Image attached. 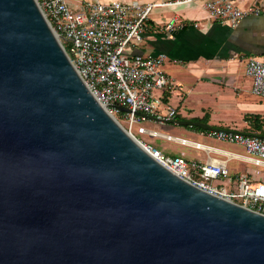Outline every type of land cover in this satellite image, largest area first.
Listing matches in <instances>:
<instances>
[{"label": "water", "instance_id": "95a60500", "mask_svg": "<svg viewBox=\"0 0 264 264\" xmlns=\"http://www.w3.org/2000/svg\"><path fill=\"white\" fill-rule=\"evenodd\" d=\"M0 264H264V215L153 158L36 0H0Z\"/></svg>", "mask_w": 264, "mask_h": 264}, {"label": "built area", "instance_id": "2783aa9c", "mask_svg": "<svg viewBox=\"0 0 264 264\" xmlns=\"http://www.w3.org/2000/svg\"><path fill=\"white\" fill-rule=\"evenodd\" d=\"M36 2L94 97L144 150L196 186L264 215V177L259 169L252 174H232L229 156L208 157L205 161L184 155L172 156L139 136L173 139L148 123L175 122L178 111L164 102L163 93H159L174 85L172 77L163 68L166 56L135 52L146 34L155 28L150 20L156 8L200 2L210 18L236 28L246 15H259L264 8L262 2L246 8L234 0H83L80 8H73L70 0ZM185 26V20L175 16L163 29L172 32ZM246 74L252 78L253 93L263 96L264 59L249 57ZM120 107L130 111L124 112ZM202 134L240 146L245 154H235L236 157L246 160L249 156L264 165V136L223 129H210ZM202 147L208 152L214 151L212 147Z\"/></svg>", "mask_w": 264, "mask_h": 264}, {"label": "crops", "instance_id": "0c3cea01", "mask_svg": "<svg viewBox=\"0 0 264 264\" xmlns=\"http://www.w3.org/2000/svg\"><path fill=\"white\" fill-rule=\"evenodd\" d=\"M82 1L70 0V3L73 8H80ZM234 1L242 8L259 2L264 6V0ZM175 16L185 20L186 26L172 32L165 31L163 26ZM150 22L155 28L146 34L135 52L166 56L163 68L172 77L174 85L159 93H163L164 102L178 111L175 122L150 125L172 136L173 139L158 137L163 151L168 155H184L201 161L208 157L229 156L232 174L256 173L260 165L256 159L236 157L235 154H245L242 147L202 134L210 129L201 126L203 129H198L194 127L197 125H182L178 121H201L213 128L260 133L246 116L264 118V95L253 93L252 78L246 74V61L255 56L264 59V8L259 15L243 17L236 28L210 18L200 2L156 8ZM204 118L207 120H202ZM202 146L212 147L214 151L208 152Z\"/></svg>", "mask_w": 264, "mask_h": 264}, {"label": "trees", "instance_id": "16d2710c", "mask_svg": "<svg viewBox=\"0 0 264 264\" xmlns=\"http://www.w3.org/2000/svg\"><path fill=\"white\" fill-rule=\"evenodd\" d=\"M246 119L250 121V123L256 130L260 131V133L258 134L257 133H251V134H257V135L264 136V118L261 119L260 116L255 115V116H246ZM202 120L206 121L207 118H204ZM194 127L198 129H203L199 126H194Z\"/></svg>", "mask_w": 264, "mask_h": 264}, {"label": "rangeland", "instance_id": "374dc122", "mask_svg": "<svg viewBox=\"0 0 264 264\" xmlns=\"http://www.w3.org/2000/svg\"><path fill=\"white\" fill-rule=\"evenodd\" d=\"M152 123H154V122H151L150 124L149 123L148 124L149 125H152ZM153 126H156V124H154ZM139 136L142 137V138H144V140H146L147 142H151L154 145L156 144L157 146L156 145L155 146L158 147L160 150L163 151L164 147H163L162 141L158 137L157 138L150 139L149 136H142V135H139ZM258 169L260 170V173L264 177V165H259Z\"/></svg>", "mask_w": 264, "mask_h": 264}]
</instances>
